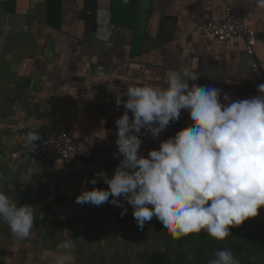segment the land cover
Returning a JSON list of instances; mask_svg holds the SVG:
<instances>
[{
    "label": "crops",
    "instance_id": "obj_1",
    "mask_svg": "<svg viewBox=\"0 0 264 264\" xmlns=\"http://www.w3.org/2000/svg\"><path fill=\"white\" fill-rule=\"evenodd\" d=\"M106 3L63 0L61 30L41 20V0H16L14 14L0 13V189L18 206L37 210L26 239L15 238L0 221V264H55L57 245L68 240L75 244L68 264H209L219 250L232 251L240 264H264V208L217 241L206 231L173 238L155 217L141 229L122 197L120 207L75 202L82 190L107 189L97 173L111 178L119 164L113 155L115 120L125 109L115 100L128 86H164L167 72L188 70L190 84L219 88L224 103L225 93L233 101L258 95L264 76V18L255 0H152L148 38L134 58L131 31L118 29L109 42L94 38L95 10ZM226 5L243 13L258 34L252 56L241 40L216 42L195 34L198 24L221 19ZM191 125L182 111L156 139L142 129L139 154L147 157ZM56 130L90 145L95 156L64 162L22 154L28 133L41 137ZM13 153H19L15 160ZM22 173L31 180L24 183Z\"/></svg>",
    "mask_w": 264,
    "mask_h": 264
},
{
    "label": "clouds",
    "instance_id": "obj_2",
    "mask_svg": "<svg viewBox=\"0 0 264 264\" xmlns=\"http://www.w3.org/2000/svg\"><path fill=\"white\" fill-rule=\"evenodd\" d=\"M255 2L264 18V0ZM101 31L99 38L108 39L107 27ZM193 79L188 70H170L164 86L130 85L116 96V106L125 109L115 120L118 153L113 155L120 158L119 164L111 178L103 171L97 173L107 189L82 190L76 203L120 207L122 197L132 206L139 228L155 217L176 239L206 231L223 241L231 228L259 215L264 208V83L256 86V96L233 101L225 93L221 103L219 88L190 84ZM182 111L192 125L161 141L147 157L140 155L142 129L156 139L180 120ZM39 139L37 131L27 135L28 143ZM21 180L26 183L31 178L22 173ZM90 183L95 185L96 178ZM126 212L123 209L121 215ZM36 213L34 206H18L0 189V221L15 238L30 237ZM74 248L71 240L58 244L55 264H68ZM214 256L209 264H240L230 250Z\"/></svg>",
    "mask_w": 264,
    "mask_h": 264
},
{
    "label": "water",
    "instance_id": "obj_3",
    "mask_svg": "<svg viewBox=\"0 0 264 264\" xmlns=\"http://www.w3.org/2000/svg\"><path fill=\"white\" fill-rule=\"evenodd\" d=\"M41 4H42L41 20L44 21L48 26L52 27L53 29L61 30L63 0H41ZM226 7L235 10L231 6L226 5L222 9L221 19L217 21L223 20V11ZM151 8H152V0H128L127 3H124V0H107L105 7H99L95 10V18L93 20L94 38L104 42H109L112 36L114 35V33L118 29L131 31L133 33V40L131 44L130 57L134 58L139 56L141 54L144 42L148 38L147 27L150 21ZM15 9H16V0H0V13L11 15L15 13ZM243 18L245 23L247 24L244 14H243ZM105 26L107 27L108 32H110V36L106 40L99 38V35L104 34L101 30ZM196 27L194 28V32L197 36H199L196 33ZM255 34H256V41L252 46V53L249 54L245 50L247 56L253 55L254 46L259 38L256 32ZM207 39L216 42H227V41L217 40L214 37H209ZM233 40H241V39H231L228 41H233ZM253 69L255 71H260V65L258 63H254ZM262 83H264L263 75H262ZM36 160H42V159H36ZM76 233L77 234L83 233V226L78 227Z\"/></svg>",
    "mask_w": 264,
    "mask_h": 264
},
{
    "label": "built area",
    "instance_id": "obj_4",
    "mask_svg": "<svg viewBox=\"0 0 264 264\" xmlns=\"http://www.w3.org/2000/svg\"><path fill=\"white\" fill-rule=\"evenodd\" d=\"M196 33L204 38L214 37L220 41L241 39L247 53H252V46L256 41V34L244 21L243 14L226 7L223 20L208 21L196 27ZM25 156L46 160L58 157L65 162L75 160L89 161L94 157V149L82 140L73 137L65 130L48 132L39 140L29 143L23 150ZM19 153H13L10 158L15 160ZM0 154V162L3 159Z\"/></svg>",
    "mask_w": 264,
    "mask_h": 264
}]
</instances>
